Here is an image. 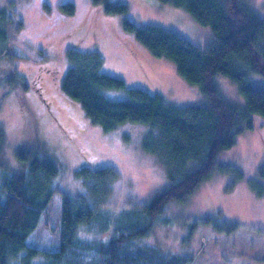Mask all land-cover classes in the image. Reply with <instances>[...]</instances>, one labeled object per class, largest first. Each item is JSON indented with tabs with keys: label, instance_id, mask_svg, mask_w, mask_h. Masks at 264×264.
I'll return each mask as SVG.
<instances>
[{
	"label": "rangeland",
	"instance_id": "374dc122",
	"mask_svg": "<svg viewBox=\"0 0 264 264\" xmlns=\"http://www.w3.org/2000/svg\"><path fill=\"white\" fill-rule=\"evenodd\" d=\"M66 1L74 3L72 13L60 6ZM106 2L125 9L107 10L103 2L93 0H0V180L26 170L33 155L50 157L57 167L55 190L26 240L40 250L30 264H42L45 252L59 249L62 196L83 192L76 174L81 167L108 165L119 174L103 203L102 214L112 219L134 216L139 203L169 184L157 157L142 148L147 124L125 122L105 131L79 102L62 93L69 47L83 52L97 48L103 70L122 78L127 88H145L180 106L205 100L198 86L179 75L173 62L149 52L124 21L162 26L201 48L213 39L208 26L162 0ZM248 2L264 18V0ZM214 83L222 95L243 105L237 85L228 77L216 74ZM105 94L128 97L125 89ZM252 117L255 126L219 151L208 176L184 200H168L157 214V225L143 236L146 239H139L144 247L172 252L182 264H264V179L258 176L264 163V116ZM98 222L94 229L79 225V238L105 239L111 229L103 232ZM23 254L20 251L9 264H20Z\"/></svg>",
	"mask_w": 264,
	"mask_h": 264
},
{
	"label": "trees",
	"instance_id": "16d2710c",
	"mask_svg": "<svg viewBox=\"0 0 264 264\" xmlns=\"http://www.w3.org/2000/svg\"><path fill=\"white\" fill-rule=\"evenodd\" d=\"M93 1L103 2L107 10L125 9L106 0ZM162 1L184 8L198 23L208 26L213 33L210 44L201 48L153 23L136 25L127 19L125 27L134 31L149 52L173 62L179 75L198 86L205 96L203 102L180 106L145 88H127L122 78L103 70L97 48L83 52L76 46L66 50L69 65L60 90L66 98L79 102L90 120L105 131L125 122L147 124L142 148L157 157L169 184L162 193L139 203L135 217L112 219L110 214H102L103 203L119 174L108 165L81 167L76 174L84 190L77 197L63 194L61 244L59 249L45 252L42 264H182L174 253H158L139 239H146L152 225H157V214L164 211L169 199L184 200L208 176L219 151L233 145L245 128L255 126L252 114L264 116V18L257 10L248 0ZM60 6L68 13L75 8L72 1ZM216 74L237 85L243 105L221 94L214 83ZM109 89H125L128 97H108L105 91ZM29 157L26 170L0 180V264H9L20 251L25 253L20 264H30L40 254L26 240L55 190L52 180L57 167L50 157ZM258 176L264 179V163ZM96 222L101 223L96 229H111L109 235L81 240L78 226L85 223L94 229Z\"/></svg>",
	"mask_w": 264,
	"mask_h": 264
}]
</instances>
